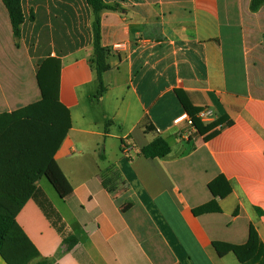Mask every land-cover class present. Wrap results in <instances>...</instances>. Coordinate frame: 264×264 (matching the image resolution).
Here are the masks:
<instances>
[{
    "label": "crops",
    "instance_id": "1",
    "mask_svg": "<svg viewBox=\"0 0 264 264\" xmlns=\"http://www.w3.org/2000/svg\"><path fill=\"white\" fill-rule=\"evenodd\" d=\"M104 1L118 8L102 13L110 69L98 97L87 0H21L19 46L0 0V113L42 98L37 74L53 57L72 119L55 154L72 193L62 198L42 177L16 216L39 251L29 264H243L214 244L244 245L253 227L264 245V5ZM178 93L212 111L205 125L222 121L216 135L174 122L191 116ZM146 118L157 132L145 131ZM158 134L170 153L141 156ZM119 174L104 187L102 175ZM214 181L230 191L214 197Z\"/></svg>",
    "mask_w": 264,
    "mask_h": 264
},
{
    "label": "trees",
    "instance_id": "2",
    "mask_svg": "<svg viewBox=\"0 0 264 264\" xmlns=\"http://www.w3.org/2000/svg\"><path fill=\"white\" fill-rule=\"evenodd\" d=\"M6 6L16 45L19 46L22 36L21 26L24 22L21 0H3ZM92 14L93 63L99 83L97 96H101L106 87L103 73L110 69L107 63V50L102 44V13L115 10L116 4H108L104 0H87ZM264 0H251V10L258 11ZM62 62L57 58H47L41 65L37 80L42 98L12 112L0 113V255L8 264H29L39 255L35 244L16 221V216L37 189V182L46 177L64 198L71 194L73 187L58 165L55 154L66 138L71 126V112L59 97L60 71ZM179 94V93H178ZM182 99L181 95L179 94ZM187 112L192 116L197 131L210 139L217 134L215 127L221 120L205 125L196 114L199 110L182 99ZM146 132H157L156 127L147 118L144 121ZM168 141L161 135L140 149L139 154L146 158H163L170 153ZM113 175L103 177L105 188L111 189L110 182L119 178ZM223 177H219L217 181ZM216 182L209 186L214 197L223 196L230 191L228 182L214 188ZM214 200L205 204L202 209H213ZM64 242L71 248L77 243L73 235L64 236ZM220 255L234 252L243 264H262L264 262V245L252 227L249 240L244 245L215 243ZM35 264H52L43 259ZM264 264V263H263Z\"/></svg>",
    "mask_w": 264,
    "mask_h": 264
},
{
    "label": "built area",
    "instance_id": "3",
    "mask_svg": "<svg viewBox=\"0 0 264 264\" xmlns=\"http://www.w3.org/2000/svg\"><path fill=\"white\" fill-rule=\"evenodd\" d=\"M119 46V45H116ZM213 113L209 108H205L202 109L198 112L197 117L201 120V121H207L212 117ZM183 120H187L188 124L191 126V131L190 132H197V128L194 124L193 118L191 116H189L188 114H183L179 117H177L174 122L175 123H179Z\"/></svg>",
    "mask_w": 264,
    "mask_h": 264
},
{
    "label": "rangeland",
    "instance_id": "4",
    "mask_svg": "<svg viewBox=\"0 0 264 264\" xmlns=\"http://www.w3.org/2000/svg\"><path fill=\"white\" fill-rule=\"evenodd\" d=\"M43 182H46L47 184L49 183L48 180H46V179H43Z\"/></svg>",
    "mask_w": 264,
    "mask_h": 264
}]
</instances>
